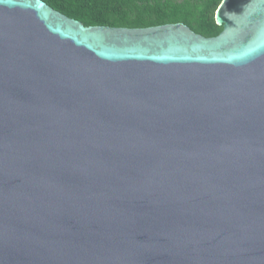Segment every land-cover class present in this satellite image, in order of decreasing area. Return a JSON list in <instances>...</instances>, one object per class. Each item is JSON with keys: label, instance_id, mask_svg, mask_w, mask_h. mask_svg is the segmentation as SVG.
<instances>
[{"label": "water", "instance_id": "95a60500", "mask_svg": "<svg viewBox=\"0 0 264 264\" xmlns=\"http://www.w3.org/2000/svg\"><path fill=\"white\" fill-rule=\"evenodd\" d=\"M214 20L0 0V264H264V0Z\"/></svg>", "mask_w": 264, "mask_h": 264}, {"label": "trees", "instance_id": "16d2710c", "mask_svg": "<svg viewBox=\"0 0 264 264\" xmlns=\"http://www.w3.org/2000/svg\"><path fill=\"white\" fill-rule=\"evenodd\" d=\"M84 27L144 29L180 23L203 38L221 27L214 15L222 0H40Z\"/></svg>", "mask_w": 264, "mask_h": 264}]
</instances>
